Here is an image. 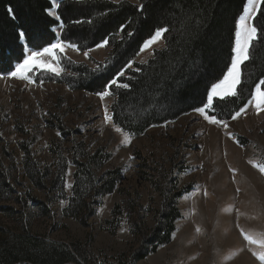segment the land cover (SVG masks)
<instances>
[{
	"label": "trees",
	"instance_id": "obj_1",
	"mask_svg": "<svg viewBox=\"0 0 264 264\" xmlns=\"http://www.w3.org/2000/svg\"><path fill=\"white\" fill-rule=\"evenodd\" d=\"M51 2L0 0V75L14 70V65L22 59L21 46L17 41L20 29L26 31L29 44L34 48L55 42L59 22L47 14ZM139 3L62 0L58 14L65 27L60 38L76 43L80 51L93 49L107 38L110 54L104 63H97L94 67L64 59L61 63L64 71L60 76L43 74L41 80L34 78L36 82H55L71 91L96 95L132 61L133 67L127 69L119 80L130 87L113 86L110 89L113 122L132 137H141L152 128L177 122L206 102L212 85L223 79L230 66L234 25L246 0H139ZM140 5H143L142 11L139 10ZM8 9H12V15ZM75 20H90L91 23H72ZM121 25L124 26L122 32ZM253 25L258 26L259 36L264 31V4ZM159 27L169 28L163 37L165 47L157 50L147 63H134L140 47ZM37 28H41L40 34L34 31ZM129 32L133 35L129 36ZM250 56L242 69L237 96L215 100V111L210 114L218 119L230 121L231 114L249 103L255 84L264 79V36L253 42ZM97 65L101 66L99 70ZM137 68L140 71H136ZM207 73L210 77L206 76ZM62 135L70 143L69 153L75 166L70 193L66 187L69 161L61 152L62 146L53 144V163L41 165L34 161L33 140L29 144L24 141L18 145L24 174L31 183L24 195L34 196L36 190L45 198L40 204L35 200V208L29 205L19 213H15L12 207H0L4 215L18 222L13 232L0 229V264H92L83 257L88 254L80 241L67 246L49 242L43 234L32 233L40 220L52 215L51 209L55 205L64 203V219L87 225L107 195L122 191L118 188L122 182L120 172L105 168L112 157L107 147L90 150L88 144L73 132L62 130ZM13 180V171L4 167L0 160V201L27 205V197L18 195L21 193L17 191V195L12 194L10 185ZM15 183L18 184L16 180ZM171 185L173 196L169 199L168 192L163 193V199H167L164 204L166 210L158 214L160 220L155 230L147 236V233H142L143 226H138L144 234L142 243L145 247L138 252L137 258L144 259L172 241L175 224L182 217L177 203L187 188L181 189L179 183L172 180ZM127 196V208L116 206L106 225L116 228L122 223L120 213L131 214L132 199ZM16 217L20 218L17 220Z\"/></svg>",
	"mask_w": 264,
	"mask_h": 264
},
{
	"label": "rangeland",
	"instance_id": "obj_2",
	"mask_svg": "<svg viewBox=\"0 0 264 264\" xmlns=\"http://www.w3.org/2000/svg\"><path fill=\"white\" fill-rule=\"evenodd\" d=\"M34 31L40 34L41 28ZM163 47L161 40L135 62H147L155 50ZM66 54L73 61L94 66V62L103 63L108 49H93L89 57L71 49ZM37 73L30 74L32 80ZM3 77L0 160L13 171L12 194L27 197L24 193L31 183L24 174L18 145L31 140L34 161L41 165L53 163V144L62 146L61 152L69 161L66 187L70 193L75 166L62 130L73 132L90 150L107 147L112 157L105 168L118 170L122 178L118 187L122 191L107 195L87 225L64 219V203L55 205L52 215L40 220L32 233L67 246L80 241L88 254L83 257L92 264H261L252 255L260 250L259 246L248 244L241 230L254 235L264 233V174L249 163L264 164V112L257 114L249 104L247 112L229 121L227 129L211 125L193 112L177 122L152 128L141 137H132L131 143L124 146L113 121L106 122L104 118L105 108L111 115L110 96L101 100L97 95L71 91L58 83ZM171 180L181 189L187 188L177 203L182 217L175 224L172 241L144 259L137 258L145 247L142 233L151 234L159 224L158 214L166 210L163 193L168 192L169 199L173 196ZM127 194L132 199L131 214L120 213L122 223L116 228L106 225L116 206L127 208ZM27 198V205L0 201V207H12L19 213L29 205L35 208V200L40 204L45 197L35 190L34 196ZM15 224L18 222L0 210V229L13 232ZM138 226H143L142 233Z\"/></svg>",
	"mask_w": 264,
	"mask_h": 264
},
{
	"label": "snow or ice",
	"instance_id": "obj_3",
	"mask_svg": "<svg viewBox=\"0 0 264 264\" xmlns=\"http://www.w3.org/2000/svg\"><path fill=\"white\" fill-rule=\"evenodd\" d=\"M62 0H52L50 8L47 10V14L53 17L55 21L59 22L56 27V31L63 30L65 27L64 22L61 20V16L58 14V9L61 7ZM261 4H264V0H246V4L243 7L242 14L239 15L238 19L234 25V43L231 49L232 56L230 66L227 69L226 74L223 76L218 83L212 85L210 91L207 94L206 102L202 106L194 108L193 112L198 113L207 123L215 126H222L224 129L229 127V122L224 119H218L216 115L210 114V112L215 111L214 100H224L227 97H236L238 92V86L242 82V72L241 65L248 61L250 56V50L253 47V42L257 41L260 36H264V31L258 36V26H254L252 20L256 17L257 12L260 11ZM139 10H143V5L139 6ZM9 14L12 15V9H8ZM91 23V21H81L75 20L72 23ZM120 31H124V26L121 25ZM169 31L168 27H159L154 33L147 39L143 45L140 47L139 52L143 53L146 50L152 49V46L157 44L162 40L164 34ZM129 36L133 33L129 32ZM17 41L21 46L22 59L14 65V70H10L7 73L9 78H15L18 80L27 81L33 83L31 73H52L55 76H60L64 69L61 66L62 60L70 58L67 56V50L71 49L73 51L79 52L80 48L74 42L60 39L57 37L55 42H50L47 46L34 48L30 46L27 33L24 29H20L17 34ZM109 44L107 38L102 39L99 43L95 45L96 49L104 48ZM92 49L83 52L85 57H89V52ZM139 54V53H138ZM132 61H129L126 68L122 69L117 73L116 77L111 79L108 83L104 85V90L95 93L101 100L110 96L113 86L117 88L128 89L130 85L128 83L119 82L120 78L125 75L127 69L132 68ZM101 66L97 65V70ZM136 71H140L139 68ZM0 78H4L0 76ZM255 109L256 113L259 114L264 112V79L259 80L254 86V91L251 93V100L249 101ZM247 112L246 107H241L239 110L231 114V120L235 121L237 118L241 117L242 114ZM105 121H111L112 116L108 113L107 108H105L104 113ZM117 133L123 136L121 144L127 146L131 143L132 134L124 132L120 127H115L114 129ZM229 137H232V133H228ZM238 143V141H237ZM253 167L258 168V170L264 174V164H256L249 161ZM235 171V170H232ZM239 192V189H237ZM206 194V193H205ZM63 203V202H62ZM239 227V225H237ZM197 232L200 231L199 228L196 229ZM241 235L243 239L250 245H258L259 251H253L252 255L255 256L261 264H264V233L261 234H251L244 233L241 230ZM174 238V237H173Z\"/></svg>",
	"mask_w": 264,
	"mask_h": 264
},
{
	"label": "crops",
	"instance_id": "obj_4",
	"mask_svg": "<svg viewBox=\"0 0 264 264\" xmlns=\"http://www.w3.org/2000/svg\"><path fill=\"white\" fill-rule=\"evenodd\" d=\"M130 1H133V2H135L136 0H130ZM58 32H61V31H58Z\"/></svg>",
	"mask_w": 264,
	"mask_h": 264
},
{
	"label": "bare ground",
	"instance_id": "obj_5",
	"mask_svg": "<svg viewBox=\"0 0 264 264\" xmlns=\"http://www.w3.org/2000/svg\"><path fill=\"white\" fill-rule=\"evenodd\" d=\"M61 31V33H62V30H60ZM57 33H59L58 31H57ZM88 36V35H87ZM61 39V38H60ZM192 120V119H191Z\"/></svg>",
	"mask_w": 264,
	"mask_h": 264
}]
</instances>
